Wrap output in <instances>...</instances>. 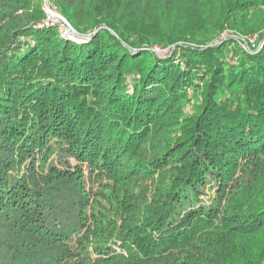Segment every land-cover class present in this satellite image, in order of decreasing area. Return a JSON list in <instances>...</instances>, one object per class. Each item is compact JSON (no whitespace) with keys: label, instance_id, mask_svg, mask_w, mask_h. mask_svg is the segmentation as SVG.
<instances>
[{"label":"trees","instance_id":"obj_1","mask_svg":"<svg viewBox=\"0 0 264 264\" xmlns=\"http://www.w3.org/2000/svg\"><path fill=\"white\" fill-rule=\"evenodd\" d=\"M49 1L89 39L0 0V264H264V0Z\"/></svg>","mask_w":264,"mask_h":264},{"label":"rangeland","instance_id":"obj_2","mask_svg":"<svg viewBox=\"0 0 264 264\" xmlns=\"http://www.w3.org/2000/svg\"><path fill=\"white\" fill-rule=\"evenodd\" d=\"M42 5H44V8H45L46 12L50 13V16L48 17L49 20L46 21V22L48 24H51V25L52 24H57L59 26V28H60L61 34H63L64 37L72 38V39H75V40H78V41H83L86 38L89 39V36L82 35V34L80 35V34H77V33L74 34V33H70L68 31H66V27L62 23L59 22V19H55V18L52 17V15L55 14V13L59 14L61 17H64L62 15L61 7L59 5H56L55 3L50 2V1L46 4L44 2V0H43ZM242 38H245V37H242ZM247 38H252L253 40H255L256 42H259V43L261 41V39H259L260 38L259 34H257V33H254V35H250ZM154 49L156 50V52L161 57H167L173 51V49H170V47H168L167 49H161L158 46H155ZM192 104L193 103L188 105L189 110L192 109ZM69 160L72 163H74L75 165L77 164L76 160H74L73 157H70ZM85 172H87V170H85ZM109 181L111 182L110 177H108L105 173H102L101 171H94L92 173V176L90 177V180L88 182L89 183L88 184V188H89V190L91 192V195H92L94 201L95 200L98 201L100 199V197L102 198L103 196L106 195V192H107L106 190H107V187H108L107 185H108Z\"/></svg>","mask_w":264,"mask_h":264},{"label":"built area","instance_id":"obj_3","mask_svg":"<svg viewBox=\"0 0 264 264\" xmlns=\"http://www.w3.org/2000/svg\"><path fill=\"white\" fill-rule=\"evenodd\" d=\"M44 2L47 4L49 2V0H44ZM240 43L243 44V46L247 49H255V48H259L261 45V41L260 43H257L255 40H253L252 38H240Z\"/></svg>","mask_w":264,"mask_h":264},{"label":"water","instance_id":"obj_4","mask_svg":"<svg viewBox=\"0 0 264 264\" xmlns=\"http://www.w3.org/2000/svg\"><path fill=\"white\" fill-rule=\"evenodd\" d=\"M59 15V14H58ZM50 13L47 12V18L46 21L49 20ZM60 16V15H59ZM61 19H59V22L62 23L65 27H66V31L70 32V33H74L76 34V30L74 29V27L72 26V24L69 22L68 19H65L64 17H61ZM47 23V22H46ZM48 24V23H47ZM78 34V33H77Z\"/></svg>","mask_w":264,"mask_h":264},{"label":"bare ground","instance_id":"obj_5","mask_svg":"<svg viewBox=\"0 0 264 264\" xmlns=\"http://www.w3.org/2000/svg\"><path fill=\"white\" fill-rule=\"evenodd\" d=\"M52 17L55 18V19H61L60 16L57 13L53 14Z\"/></svg>","mask_w":264,"mask_h":264}]
</instances>
